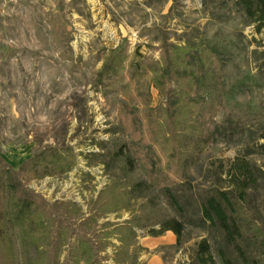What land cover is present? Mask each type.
Masks as SVG:
<instances>
[{"label":"rangeland","instance_id":"1","mask_svg":"<svg viewBox=\"0 0 264 264\" xmlns=\"http://www.w3.org/2000/svg\"><path fill=\"white\" fill-rule=\"evenodd\" d=\"M255 25L221 0H0V264H200L203 238L222 264L200 193L240 180L248 218L264 226V28ZM164 44L185 78L171 97L173 135L152 122L150 145L159 170L182 182L181 209L145 177L124 121L134 112L147 135L144 113L163 119L154 78ZM192 99L208 100L211 115L199 118ZM23 164L41 206L16 223L6 166ZM171 217L180 238L150 234Z\"/></svg>","mask_w":264,"mask_h":264},{"label":"trees","instance_id":"2","mask_svg":"<svg viewBox=\"0 0 264 264\" xmlns=\"http://www.w3.org/2000/svg\"><path fill=\"white\" fill-rule=\"evenodd\" d=\"M212 1V0H210ZM223 4H231L240 9L251 24H256V29L259 31L264 28V0H221ZM172 46L161 45L160 59L163 78H154V82L165 96L166 103L162 105L164 117L161 121L154 119L155 113L151 108L144 113L147 122L150 123L146 129L147 135H143V131L137 125L136 116L132 113L124 118L126 125L133 133V155L140 164L145 177L153 181L159 179L161 181V189L166 193L169 201L176 208L181 209L179 205L177 193L181 181L176 180L167 172L160 171L156 166L155 161L158 160V155L151 148L150 141H155L154 126L152 122L165 123L168 125V133L173 135L174 132V111L171 110V97L176 93L175 83L179 84L184 80V76L179 74L174 62L175 57L172 56L170 50ZM264 54V51L262 52ZM118 64V67L121 66ZM115 69H117L115 67ZM188 89L193 86L187 85ZM192 102L199 110V118L210 116L213 105L208 100L200 101L192 99ZM139 118V115H138ZM211 118V117H210ZM32 160V159H31ZM24 167V164L18 170L11 166H6L8 174V188L10 190L11 199L9 202L10 213L12 219L18 220L21 218L34 219V211L41 205L37 204L36 197L39 194L34 190L25 187L19 176V170ZM240 170L245 169L244 164H238ZM181 168V167H180ZM182 178H185L186 169L181 168ZM176 171V170H175ZM177 172V171H176ZM175 172V174H176ZM142 183H136L134 189L138 188ZM249 186L240 180L236 185L230 188H209L203 193H200L201 200L198 204L200 220L207 222L212 228L220 233L222 243L215 247V251L222 264H264V226H260L253 219L248 218L247 206L245 205L247 188ZM44 202V201H43ZM49 208H53V204H47ZM183 229V224L180 219L171 217L164 221L160 228L152 227L149 232L152 235L161 234L163 231L171 230L180 238ZM82 240L93 245L92 240L87 237V234H82ZM262 242V243H261ZM258 243L263 245L259 246ZM94 246V245H93ZM197 258L200 264H215L214 257L211 251V244L207 238H203L197 250Z\"/></svg>","mask_w":264,"mask_h":264}]
</instances>
